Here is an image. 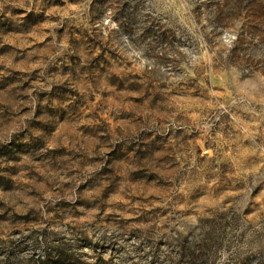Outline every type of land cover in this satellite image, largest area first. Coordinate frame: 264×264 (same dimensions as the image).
Instances as JSON below:
<instances>
[{
	"label": "rangeland",
	"instance_id": "obj_1",
	"mask_svg": "<svg viewBox=\"0 0 264 264\" xmlns=\"http://www.w3.org/2000/svg\"><path fill=\"white\" fill-rule=\"evenodd\" d=\"M0 264H264V0H0Z\"/></svg>",
	"mask_w": 264,
	"mask_h": 264
}]
</instances>
